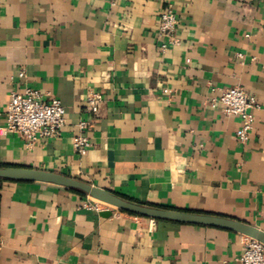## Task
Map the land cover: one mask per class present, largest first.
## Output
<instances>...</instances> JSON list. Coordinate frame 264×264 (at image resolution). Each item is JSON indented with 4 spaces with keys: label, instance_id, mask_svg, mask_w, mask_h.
Returning <instances> with one entry per match:
<instances>
[{
    "label": "crops",
    "instance_id": "obj_1",
    "mask_svg": "<svg viewBox=\"0 0 264 264\" xmlns=\"http://www.w3.org/2000/svg\"><path fill=\"white\" fill-rule=\"evenodd\" d=\"M166 7L170 33L158 29ZM233 86L257 103L245 144L240 118L210 105ZM25 88L61 102L59 135L26 143L4 131L10 92ZM91 91L102 95L95 114ZM80 120L84 155L73 146ZM0 167L264 231V0H0ZM86 197L2 181L0 264H241V233L114 207L102 215Z\"/></svg>",
    "mask_w": 264,
    "mask_h": 264
},
{
    "label": "built area",
    "instance_id": "obj_2",
    "mask_svg": "<svg viewBox=\"0 0 264 264\" xmlns=\"http://www.w3.org/2000/svg\"><path fill=\"white\" fill-rule=\"evenodd\" d=\"M176 25L177 19L174 13L169 7H166L159 18L158 29L162 33H170L174 31ZM39 96V92L32 88H25L23 92L11 91L5 110L4 131L19 135L26 143L59 135L66 124L63 105L54 97L42 101ZM101 101L102 95L99 92L91 91L88 94L85 109L95 114ZM218 104L222 106L226 115L240 118L236 139L238 143L245 144L252 129L253 114L251 110L257 106L254 97L248 95L241 87L233 86L221 89L216 97L210 99L212 107ZM88 124L89 122L85 120H80L77 123L78 135L74 139L73 146L79 155H84L89 145L88 138L84 133ZM86 198L85 205L94 210L104 211L112 207L91 197L87 196ZM242 245L243 250L238 257L241 264H264L263 243L242 235Z\"/></svg>",
    "mask_w": 264,
    "mask_h": 264
},
{
    "label": "water",
    "instance_id": "obj_3",
    "mask_svg": "<svg viewBox=\"0 0 264 264\" xmlns=\"http://www.w3.org/2000/svg\"><path fill=\"white\" fill-rule=\"evenodd\" d=\"M0 179L38 182L73 189L130 214L149 217L155 220L220 227L252 237L264 244V231L249 224L210 214L171 210L133 202L106 189L56 172L27 167H0ZM100 213L102 215H110V210H104Z\"/></svg>",
    "mask_w": 264,
    "mask_h": 264
},
{
    "label": "trees",
    "instance_id": "obj_4",
    "mask_svg": "<svg viewBox=\"0 0 264 264\" xmlns=\"http://www.w3.org/2000/svg\"><path fill=\"white\" fill-rule=\"evenodd\" d=\"M2 181H4V179H0V183L2 182ZM70 190H73V189H70ZM73 191H75V192H78V191H76V190H73ZM80 193V192H79ZM82 194V193H81ZM84 195V194H83Z\"/></svg>",
    "mask_w": 264,
    "mask_h": 264
}]
</instances>
